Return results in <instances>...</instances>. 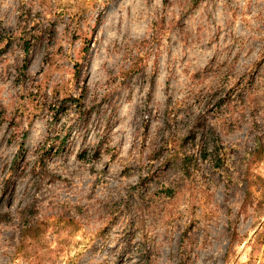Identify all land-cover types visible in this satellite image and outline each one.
Instances as JSON below:
<instances>
[{"label":"rangeland","instance_id":"1","mask_svg":"<svg viewBox=\"0 0 264 264\" xmlns=\"http://www.w3.org/2000/svg\"><path fill=\"white\" fill-rule=\"evenodd\" d=\"M263 50L264 0H0V264H264Z\"/></svg>","mask_w":264,"mask_h":264},{"label":"trees","instance_id":"2","mask_svg":"<svg viewBox=\"0 0 264 264\" xmlns=\"http://www.w3.org/2000/svg\"><path fill=\"white\" fill-rule=\"evenodd\" d=\"M27 41V40H25ZM28 43V42H26ZM27 48H24V50H26ZM264 61V50L261 53V55H259V58L255 61V67H257L259 65L260 62ZM255 67L253 69H255ZM255 71V70H254ZM247 80V84H243L244 86H248V87H244L242 90L240 89L239 91L242 93L244 92V96H243V101H246L249 103L251 101V99L254 97V95L257 93V89L259 88L258 85L255 87L252 84L253 79L255 78L253 77H245ZM264 87V85L262 86ZM68 101V104H66V102ZM66 104V105H65ZM55 106V105H54ZM57 108H64V110L67 109V107L70 108V106H73V111H77V117L80 118H84L86 117L89 112H90V108H87L84 104H82L81 102V97H76V96H69L68 99H63L61 101L60 104H56ZM56 115V114H54ZM66 142V133L64 134V136H62L61 140L58 143H48L47 141L44 140L43 144L39 147L40 149H42L43 151H48L50 148L54 147V145H56L55 149L59 150L62 148V146L64 145V143ZM254 155L255 157H259L261 155V153L264 152V142L261 141V139L256 140L255 144H254ZM204 149V148H203ZM190 157H188L187 155L184 156V161L188 160Z\"/></svg>","mask_w":264,"mask_h":264}]
</instances>
